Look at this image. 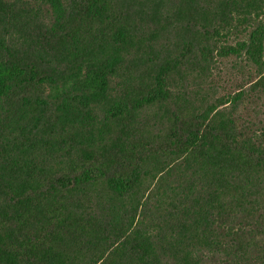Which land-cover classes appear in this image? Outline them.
Returning a JSON list of instances; mask_svg holds the SVG:
<instances>
[{
	"label": "trees",
	"instance_id": "trees-1",
	"mask_svg": "<svg viewBox=\"0 0 264 264\" xmlns=\"http://www.w3.org/2000/svg\"><path fill=\"white\" fill-rule=\"evenodd\" d=\"M0 264H264V0H0Z\"/></svg>",
	"mask_w": 264,
	"mask_h": 264
},
{
	"label": "rangeland",
	"instance_id": "rangeland-1",
	"mask_svg": "<svg viewBox=\"0 0 264 264\" xmlns=\"http://www.w3.org/2000/svg\"><path fill=\"white\" fill-rule=\"evenodd\" d=\"M225 79L227 82L226 86L231 89L233 88V86H235V84H237V82L241 81L242 79L244 80V78L241 77V74L237 73V71H233L230 67L227 70V76L225 77Z\"/></svg>",
	"mask_w": 264,
	"mask_h": 264
}]
</instances>
